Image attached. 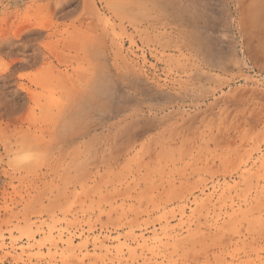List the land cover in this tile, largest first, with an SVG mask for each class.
Listing matches in <instances>:
<instances>
[{
	"label": "rangeland",
	"instance_id": "374dc122",
	"mask_svg": "<svg viewBox=\"0 0 264 264\" xmlns=\"http://www.w3.org/2000/svg\"><path fill=\"white\" fill-rule=\"evenodd\" d=\"M0 264H264V0H0Z\"/></svg>",
	"mask_w": 264,
	"mask_h": 264
},
{
	"label": "clouds",
	"instance_id": "9594fccd",
	"mask_svg": "<svg viewBox=\"0 0 264 264\" xmlns=\"http://www.w3.org/2000/svg\"><path fill=\"white\" fill-rule=\"evenodd\" d=\"M46 164L47 153L27 142H21L8 159V167L14 172L38 169Z\"/></svg>",
	"mask_w": 264,
	"mask_h": 264
}]
</instances>
